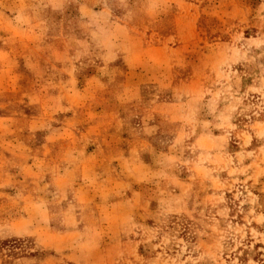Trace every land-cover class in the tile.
I'll list each match as a JSON object with an SVG mask.
<instances>
[{
	"label": "rangeland",
	"instance_id": "obj_1",
	"mask_svg": "<svg viewBox=\"0 0 264 264\" xmlns=\"http://www.w3.org/2000/svg\"><path fill=\"white\" fill-rule=\"evenodd\" d=\"M0 264H264V0H0Z\"/></svg>",
	"mask_w": 264,
	"mask_h": 264
}]
</instances>
